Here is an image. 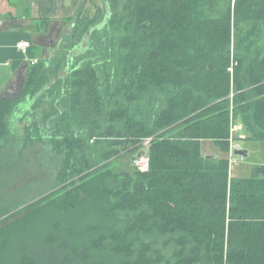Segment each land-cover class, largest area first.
<instances>
[{"label":"trees","instance_id":"trees-1","mask_svg":"<svg viewBox=\"0 0 264 264\" xmlns=\"http://www.w3.org/2000/svg\"><path fill=\"white\" fill-rule=\"evenodd\" d=\"M97 9L0 97V146L43 140L61 162L58 189L0 204V264H264V163L231 177L226 157L232 120L264 141V0Z\"/></svg>","mask_w":264,"mask_h":264},{"label":"crops","instance_id":"crops-1","mask_svg":"<svg viewBox=\"0 0 264 264\" xmlns=\"http://www.w3.org/2000/svg\"><path fill=\"white\" fill-rule=\"evenodd\" d=\"M86 4L87 0H0V97L8 88H18L20 83L25 82L27 70L33 61L53 57L62 50L66 35L71 32L81 10L85 12ZM20 41L29 43L27 53L21 52L17 47ZM8 137L1 143V150H5L6 145L11 149L13 141H16L13 134L9 137L12 142ZM36 146H39L38 141L35 145L29 144L24 153L19 150L10 153L11 155L1 154L0 171H6L9 167L6 162L18 157L21 160L24 154L31 158V163L26 167L32 168L40 152ZM245 146L244 149L248 153ZM203 151L208 155L221 154L212 141L205 142ZM12 162L15 166L14 161ZM33 176L31 174V191L34 192L35 189L36 195L31 193L30 196L26 195L25 199L16 198V201L10 204L38 202L41 198L39 185L34 186ZM25 186L21 187L23 194L29 192L24 189Z\"/></svg>","mask_w":264,"mask_h":264},{"label":"rangeland","instance_id":"rangeland-1","mask_svg":"<svg viewBox=\"0 0 264 264\" xmlns=\"http://www.w3.org/2000/svg\"><path fill=\"white\" fill-rule=\"evenodd\" d=\"M229 0H224V2H227ZM234 1V0H233ZM103 5V0H87L85 13L89 15H95L97 12V8ZM260 43H264V34L260 38ZM61 52H59L56 55H60ZM22 128V127H21ZM10 140L12 138H9ZM17 142V141H16ZM25 142V138H24ZM43 140H40V145L36 146V148L40 149L38 159L34 161V165L32 168L26 167L29 163L31 158H28L26 154L22 155V159L19 160V157L16 160H12L15 163V166L13 165V162H6V165L13 168H6V171H0V204H10L11 202L16 201V198L18 199H25V196H30L31 193L35 194L31 191V174H33L34 179V186L39 185V193L40 197L53 192L54 190L58 189L56 188L58 180V167L60 161L58 156H55V152L53 151V148L46 147L45 145H42ZM245 142V143H244ZM23 144H19L16 146V144H13L11 149H9L6 145L5 150L0 149V155L1 154H7L15 153L16 151H21L24 153V149H22ZM246 145L245 147L248 148V154L245 156L244 161L235 163L232 167H230L231 170V177H250L251 175V168L254 163H264V141H255V140H243L242 146ZM143 150H146V147L142 148ZM11 155V154H10ZM30 157V156H29ZM133 159L132 154L125 153L122 155V157L116 158L114 160V166L120 168H124L129 166L130 161ZM17 166V168H16ZM131 170H133V166H129ZM14 172V174H13ZM30 186H29V185ZM26 185V186H25ZM25 186V190H28L27 193H22L21 187ZM51 191V192H47ZM36 195V194H35ZM39 204V203H38ZM41 204H47V203H41ZM163 252L166 254L167 258L171 259V250L167 247H163Z\"/></svg>","mask_w":264,"mask_h":264},{"label":"built area","instance_id":"built-area-1","mask_svg":"<svg viewBox=\"0 0 264 264\" xmlns=\"http://www.w3.org/2000/svg\"><path fill=\"white\" fill-rule=\"evenodd\" d=\"M17 47L21 50V52L27 53L29 49V43L27 41H20L17 44ZM36 62V60L33 61V64H35ZM246 137L247 133L245 131L244 124L242 122L232 120L229 137L230 149L226 154V157L230 162V167H232L235 163L244 161L245 156L237 154L236 150L244 149V146H242V142L244 139H246ZM151 141L152 137L143 139V141L141 142L142 148L146 147V150H143L141 148L139 153L133 159V165L139 171L146 172L150 169L149 147Z\"/></svg>","mask_w":264,"mask_h":264},{"label":"water","instance_id":"water-1","mask_svg":"<svg viewBox=\"0 0 264 264\" xmlns=\"http://www.w3.org/2000/svg\"><path fill=\"white\" fill-rule=\"evenodd\" d=\"M23 88H24V82L20 83L18 88H8V90L1 95V97L4 98H20L23 94ZM237 154L247 156V150L246 149H240L236 150Z\"/></svg>","mask_w":264,"mask_h":264}]
</instances>
